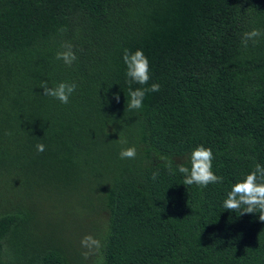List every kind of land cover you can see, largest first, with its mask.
<instances>
[{"label": "trees", "instance_id": "1", "mask_svg": "<svg viewBox=\"0 0 264 264\" xmlns=\"http://www.w3.org/2000/svg\"><path fill=\"white\" fill-rule=\"evenodd\" d=\"M253 28L264 0H0V264H264L259 212L223 207L264 166V36L242 43ZM124 49L149 60L148 84L131 88L160 85L141 109H128ZM42 81L76 90L63 104ZM200 145L223 180L183 185L176 164L190 169ZM30 164L54 181L33 182ZM85 235L101 245L88 259Z\"/></svg>", "mask_w": 264, "mask_h": 264}, {"label": "clouds", "instance_id": "2", "mask_svg": "<svg viewBox=\"0 0 264 264\" xmlns=\"http://www.w3.org/2000/svg\"><path fill=\"white\" fill-rule=\"evenodd\" d=\"M261 36H264V32L253 28L251 31L243 34L242 43L247 47L249 41L255 43L257 38ZM73 48L74 46L71 43L63 44V50L56 53V59L62 60L65 65L70 67L77 59ZM123 61L127 67L126 76L128 77L127 83L129 84L128 95L130 100L128 102V109H141L146 93L158 92L160 85L153 83L150 88H136L135 90L131 88L133 82L146 85L150 80L149 60L142 49H137L135 52H129L128 49H124ZM40 87L43 88L44 96L53 97L63 104L69 102L70 96L76 90L75 83L70 84L67 82H61L54 87H50L47 81H42ZM114 99L119 103L120 96L114 94ZM36 149L38 152H43L45 145L42 143L37 144ZM136 155L135 146L122 148L120 152L122 159H135ZM213 158L211 148L200 145L191 152L190 169L183 163L176 164L178 171L184 174L183 185L196 184L206 187L209 184L221 183L223 177L216 175L212 170ZM159 159L165 161L169 171H172V162L168 157L159 156ZM153 178H155V174ZM223 207L229 211L240 210V215L256 213L258 211L259 221L264 222V166H261L259 163L256 164L255 168L244 176L243 179L237 180L227 193ZM80 243L83 248L87 249V251L82 253L85 259H88L101 246L100 241L92 235H85Z\"/></svg>", "mask_w": 264, "mask_h": 264}, {"label": "rangeland", "instance_id": "3", "mask_svg": "<svg viewBox=\"0 0 264 264\" xmlns=\"http://www.w3.org/2000/svg\"><path fill=\"white\" fill-rule=\"evenodd\" d=\"M46 171H47V168L44 167V166H35V164L33 166H31V164H30V167H29V170L27 172V175L36 184H42V183L48 184L49 181H54V178L47 176L46 175ZM22 184H23L22 177L16 176V183H15L16 188L17 187H20L21 188ZM0 190H2V188ZM27 190H29V189H27ZM32 190L33 189H31L29 191L31 192ZM23 192H25L24 189H23ZM22 203L24 205H26L27 207L28 206H31L29 199L23 201Z\"/></svg>", "mask_w": 264, "mask_h": 264}]
</instances>
